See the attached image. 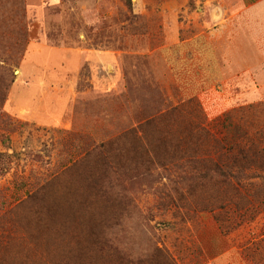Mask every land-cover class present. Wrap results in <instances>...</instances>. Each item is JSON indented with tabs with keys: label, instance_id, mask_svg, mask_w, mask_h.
<instances>
[{
	"label": "rangeland",
	"instance_id": "374dc122",
	"mask_svg": "<svg viewBox=\"0 0 264 264\" xmlns=\"http://www.w3.org/2000/svg\"><path fill=\"white\" fill-rule=\"evenodd\" d=\"M250 2L0 0V264H264Z\"/></svg>",
	"mask_w": 264,
	"mask_h": 264
},
{
	"label": "crops",
	"instance_id": "0c3cea01",
	"mask_svg": "<svg viewBox=\"0 0 264 264\" xmlns=\"http://www.w3.org/2000/svg\"><path fill=\"white\" fill-rule=\"evenodd\" d=\"M232 21L234 20V25L238 23L239 30L245 32L248 37L260 38L264 37V0H251L249 5L245 7L232 11L229 16ZM229 19H226L228 23ZM246 27H244L245 25ZM224 26V25H223ZM231 258L230 264H244L239 255L224 254L220 257L218 264L225 262Z\"/></svg>",
	"mask_w": 264,
	"mask_h": 264
},
{
	"label": "trees",
	"instance_id": "16d2710c",
	"mask_svg": "<svg viewBox=\"0 0 264 264\" xmlns=\"http://www.w3.org/2000/svg\"><path fill=\"white\" fill-rule=\"evenodd\" d=\"M213 172H217V173H221L220 175H222L224 178H228V177H236V174H233V172H231V169H225L222 167H218L216 168V170H212L210 167H208L207 169H205L203 171V175H210ZM238 177V176H237ZM258 178H261L264 181V174H261L259 176H256Z\"/></svg>",
	"mask_w": 264,
	"mask_h": 264
}]
</instances>
